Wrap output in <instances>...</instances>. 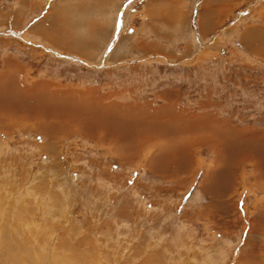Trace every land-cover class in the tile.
<instances>
[{"label": "rangeland", "instance_id": "rangeland-1", "mask_svg": "<svg viewBox=\"0 0 264 264\" xmlns=\"http://www.w3.org/2000/svg\"><path fill=\"white\" fill-rule=\"evenodd\" d=\"M0 77V264H264V0H0Z\"/></svg>", "mask_w": 264, "mask_h": 264}, {"label": "bare ground", "instance_id": "bare-ground-1", "mask_svg": "<svg viewBox=\"0 0 264 264\" xmlns=\"http://www.w3.org/2000/svg\"><path fill=\"white\" fill-rule=\"evenodd\" d=\"M7 72H10V71H7ZM11 74H12V72H11ZM5 75V74H4ZM3 75V78L4 77H6V76H4ZM10 75V74H9ZM16 75L17 74H15V76L14 77H16ZM2 76V75H1ZM1 78V77H0ZM20 78V77H19ZM17 79V78H16ZM8 80V79H7ZM21 79H19V81H20ZM11 81V80H10ZM19 81H16L15 82V86H13V87H15V88H17V90L19 91V95H22V96H28L29 95V93L31 92V90L30 89H32V88H29V86H24V85H22V83L21 82H19ZM7 84V83H6ZM10 84V83H9ZM2 85H3V83H2ZM8 85V84H7ZM34 86V85H33ZM36 86H38V88H39V90H40V88H41V92H39L38 90V92L40 93V94H48V90H50L49 88H46L45 87V84L44 85H42V86H39V85H36ZM34 89H36V88H34ZM34 89H32V90H34ZM44 89V90H43ZM16 90V89H15ZM13 91V93H14V90H12ZM52 91V90H51ZM2 93H3V91H1ZM53 93H51V94H48V97L49 96H52V97H54V99L55 100H61L62 99V97H66L67 99L68 98H70V97H77V96H82V93H78V92H71V91H68L67 93H61V92H57V91H52ZM89 92L90 91H84L83 93L84 94H89ZM6 93V92H5ZM17 93V92H16ZM15 94V93H14ZM90 94H91V92H90ZM2 96L4 95V94H1ZM1 96V97H2ZM4 96H7V95H4ZM30 96V95H29ZM37 96V95H36ZM8 97V96H7ZM7 97H5V98H7ZM10 97V96H9ZM31 98H35V97H32L31 96ZM42 98V97H41ZM46 98H47V95H46ZM80 99V98H79ZM13 100V99H12ZM35 100H37V99H35ZM34 100V101H35ZM43 100H45V99H43ZM48 100V99H47ZM54 100V101H55ZM84 100V99H83ZM14 101H15V99H14ZM25 101V100H24ZM31 101H32V99H31ZM79 101H81V99L79 100ZM3 102V101H2ZM8 102V101H7ZM27 102V101H26ZM33 102V101H32ZM37 102H38V100H37ZM36 102V103H37ZM40 102V101H39ZM38 102V103H39ZM49 102V101H48ZM51 102V101H50ZM5 103V102H4ZM12 103V102H11ZM15 103H17V102H15ZM19 103V102H18ZM28 103H30V104H32L31 102H28ZM35 103V102H34ZM35 103V104H36ZM42 103V102H41ZM89 103V102H88ZM98 103V102H97ZM6 104V103H5ZM40 104V103H39ZM46 104V103H45ZM50 104V103H49ZM57 104V103H56ZM90 104V103H89ZM92 104H95V103H92ZM24 105V104H23ZM91 105V104H90ZM98 105V104H97ZM131 105V104H130ZM130 105H127V107L126 106H124L123 108H124V110H123V113L121 114V117L119 116L117 119H118V121L117 120H114V122L115 121H117L120 125H122L123 127H124V125H127V126H130V127H134L135 125H137L138 127H144V128H141L140 130H139V132L137 133V139L139 140V143H145L146 141H147V138H146V131L147 130H149V132H155L156 134H158V133H161V134H163V132L162 131H164V132H167V128L165 127V125H164V123H166V120L164 119V117H162L163 115H161L159 112H158V110H157V112L159 113H156L155 114V116H153L154 117V123H151L150 122V120H148L149 118H150V116L145 112V115H141V109H142V107L141 106H134V105H132V106H130ZM169 105H171V104H169ZM169 105H168V107H169ZM3 107H4V105H2ZM1 106V107H2ZM26 106V105H25ZM33 106V105H32ZM37 106V104L34 106V107H36ZM46 106H48V105H46ZM51 106V105H50ZM58 106V105H57ZM89 106V105H88ZM122 106V105H121ZM6 107H8V106H6ZM11 107H12V105H11ZM33 107V108H34ZM105 107V106H104ZM22 108V107H21ZM27 108H28V106H27ZM36 108H38L39 110H42V108H44L45 109V107H44V105H38ZM36 108H34V109H36ZM47 108V107H46ZM82 108V107H81ZM93 109H94V111H95V113L97 114V112L98 111H100V108H98V107H92ZM151 108V107H150ZM9 109V108H8ZM7 109V111H9ZM11 109H13V107L11 108ZM11 109H10V111H11ZM30 109V108H29ZM34 109H33V111H34ZM49 109V108H48ZM48 109H46V110H48ZM75 109V108H74ZM2 110V109H1ZM14 110V109H13ZM112 111V110H122V108L120 107V105H114L112 108H111V106H109V109H106V110H104V114H105V111ZM137 110H140V111H137ZM162 110V109H161ZM160 110V111H161ZM171 110V109H170ZM20 111V110H19ZM38 111V110H37ZM94 111H93V113H94ZM116 111L115 112H113V113H116ZM144 111V110H143ZM148 111V110H147ZM154 111V110H153ZM16 112V111H15ZM25 112V111H24ZM23 112V113H24ZM70 112H72V113H76V115H80V113H79V111H75V110H73V111H70ZM141 112V113H140ZM151 112V111H150ZM149 112V113H150ZM174 112V111H173ZM9 113V112H8ZM14 113V112H13ZM17 113H19L18 111H17ZM48 113V112H47ZM65 113H66V111H65ZM86 113H87V111H86ZM89 113L90 114H92L90 111H89ZM103 113V112H102ZM120 113V112H119ZM118 113V114H119ZM163 113V112H162ZM165 113V112H164ZM3 114V113H2ZM10 114V113H9ZM15 114V113H14ZM20 114V113H19ZM44 114H45V112H44ZM85 114V113H84ZM117 114V115H118ZM151 114V113H150ZM33 115H34V113H33ZM46 115V114H45ZM111 115V114H110ZM113 115V114H112ZM139 115V116H138ZM1 116V115H0ZM22 116V115H21ZM51 116V115H50ZM105 116V115H104ZM114 116V115H113ZM144 116V117H143ZM2 117V116H1ZM94 117H96V116H94ZM132 117V118H131ZM152 117V118H153ZM166 117H170V118H168V119H175V116H169V115H167ZM185 117V116H184ZM70 118H72V117H70ZM87 118H88V116H87ZM92 118V117H91ZM103 118H105V117H103ZM111 118V117H110ZM113 118V117H112ZM148 118V119H147ZM1 119V118H0ZM35 119V118H34ZM73 119V118H72ZM178 119V118H177ZM185 119H187L186 117H185ZM68 120V119H67ZM74 120H75V118H74ZM188 120V119H187ZM83 121V120H82ZM173 121V120H172ZM171 121V122H172ZM194 121V120H193ZM45 122V121H44ZM78 122V121H77ZM76 122V123H77ZM116 122V123H117ZM170 122V121H169ZM177 121L175 120V122H172V123H174V128H175V131L177 132V136H179V132L181 133L182 131L184 132L185 131V129H186V126H187V122H184V123H187L186 125H184L183 124V122L181 123V124H177L176 123ZM203 122H206V121H203ZM113 123V122H112ZM192 123V122H191ZM200 123V122H199ZM43 124V123H42ZM46 124V123H45ZM79 124V123H78ZM190 124V123H189ZM195 124V123H194ZM52 125V127L54 126L53 124H51ZM82 125V124H81ZM177 125H179V127L177 126ZM203 125V124H202ZM210 125V124H209ZM56 126H58V125H56ZM55 126V127H56ZM215 126V125H214ZM64 127V126H63ZM86 127V126H85ZM167 127H170V126H167ZM196 127V126H195ZM198 127V126H197ZM201 127V126H200ZM206 127V126H205ZM211 127V126H210ZM209 127V128H210ZM218 127V126H217ZM222 127H223V125H222ZM48 128V127H47ZM118 128H119V126H118ZM117 128V129H118ZM226 128V127H225ZM85 129H87V127L85 128ZM89 129V128H88ZM104 129H105V127H104ZM128 129H131L130 131H134V130H132L133 128H128ZM191 129V128H190ZM57 130H59V129H57ZM90 131H91V129H89ZM108 130V129H107ZM113 130V129H112ZM116 130V129H115ZM182 130V131H181ZM193 130H195V129H193ZM212 130V128H210L209 129V132H207L203 137H211V140L212 139H215V137H214V135L212 136V134L211 133H215L216 134V131H214V130H212V132H210ZM106 131V130H105ZM119 131V130H118ZM124 132L125 131H128L127 129H124L123 130ZM198 128H197V130H195L194 131V135L195 134H198ZM55 132H57V131H55ZM110 132H112V131H110ZM226 132H228V129H227V131H225V133ZM122 133V132H121ZM200 133V132H199ZM221 133V132H220ZM231 134H232V132H230ZM186 134V133H185ZM224 133H222V135H223ZM230 134V135H231ZM191 135H193V134H191ZM233 135V134H232ZM236 135H237V133H236ZM174 136V135H173ZM188 136V135H187ZM190 136V135H189ZM216 136V135H215ZM218 136V135H217ZM220 136V135H219ZM224 136V135H223ZM115 138V137H114ZM152 138V137H151ZM153 138H155V137H153ZM161 138V137H160ZM219 138V137H218ZM223 138V137H222ZM236 139H237V137H236ZM207 140L209 141V139H207V138H204L203 139V141L205 142V143H207ZM227 140V139H226ZM226 140H224V141H222L223 143H226L225 141ZM228 141V140H227ZM247 141H249V140H247ZM253 141H254V139H253ZM252 141V142H253ZM218 142H220V141H218ZM230 143H231V145L233 144V143H235L236 141H234V140H230L229 141ZM246 142V141H245ZM250 142V141H249ZM248 142V143H249ZM255 142V141H254ZM261 142V141H260ZM242 143V142H241ZM209 144V143H208ZM262 144V143H261ZM216 147V146H215ZM231 147V146H230ZM252 147V146H251ZM264 153V152H263ZM262 158V157H261ZM224 178V177H223ZM225 180V179H224Z\"/></svg>", "mask_w": 264, "mask_h": 264}, {"label": "crops", "instance_id": "crops-1", "mask_svg": "<svg viewBox=\"0 0 264 264\" xmlns=\"http://www.w3.org/2000/svg\"><path fill=\"white\" fill-rule=\"evenodd\" d=\"M145 11H147L148 14L157 12V10H155V7L149 2L145 5Z\"/></svg>", "mask_w": 264, "mask_h": 264}]
</instances>
